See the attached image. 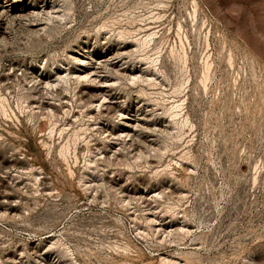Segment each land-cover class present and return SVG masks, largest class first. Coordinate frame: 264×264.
Instances as JSON below:
<instances>
[{
    "label": "rangeland",
    "instance_id": "obj_1",
    "mask_svg": "<svg viewBox=\"0 0 264 264\" xmlns=\"http://www.w3.org/2000/svg\"><path fill=\"white\" fill-rule=\"evenodd\" d=\"M0 264H264V0H0Z\"/></svg>",
    "mask_w": 264,
    "mask_h": 264
}]
</instances>
